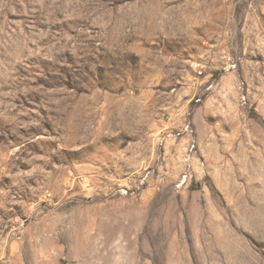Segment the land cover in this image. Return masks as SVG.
Instances as JSON below:
<instances>
[{"label": "rangeland", "instance_id": "374dc122", "mask_svg": "<svg viewBox=\"0 0 264 264\" xmlns=\"http://www.w3.org/2000/svg\"><path fill=\"white\" fill-rule=\"evenodd\" d=\"M0 264H264V0H0Z\"/></svg>", "mask_w": 264, "mask_h": 264}, {"label": "built area", "instance_id": "2783aa9c", "mask_svg": "<svg viewBox=\"0 0 264 264\" xmlns=\"http://www.w3.org/2000/svg\"><path fill=\"white\" fill-rule=\"evenodd\" d=\"M227 62H228V68H233L234 67L233 65H231V61H230L229 58H228ZM193 67H194V69H195V71H196V73L198 75H201L202 74V72H201L202 66L199 63H195L193 65ZM187 128L188 127H185L184 129L187 130ZM182 178L185 179L186 178V175H183Z\"/></svg>", "mask_w": 264, "mask_h": 264}]
</instances>
